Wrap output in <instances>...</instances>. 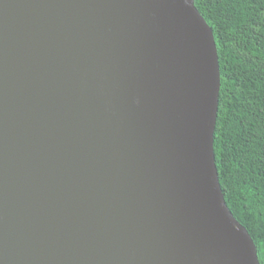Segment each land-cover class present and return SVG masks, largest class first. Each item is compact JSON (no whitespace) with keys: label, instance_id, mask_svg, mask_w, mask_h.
<instances>
[{"label":"water","instance_id":"95a60500","mask_svg":"<svg viewBox=\"0 0 264 264\" xmlns=\"http://www.w3.org/2000/svg\"><path fill=\"white\" fill-rule=\"evenodd\" d=\"M220 89L195 0H0V264H261Z\"/></svg>","mask_w":264,"mask_h":264},{"label":"trees","instance_id":"16d2710c","mask_svg":"<svg viewBox=\"0 0 264 264\" xmlns=\"http://www.w3.org/2000/svg\"><path fill=\"white\" fill-rule=\"evenodd\" d=\"M214 31L221 89L214 149L227 205L264 264V0H195Z\"/></svg>","mask_w":264,"mask_h":264}]
</instances>
